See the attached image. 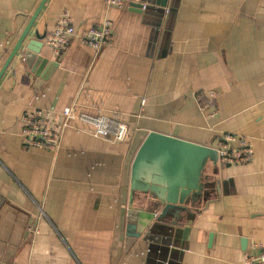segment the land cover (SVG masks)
Returning a JSON list of instances; mask_svg holds the SVG:
<instances>
[{
	"label": "crops",
	"instance_id": "crops-1",
	"mask_svg": "<svg viewBox=\"0 0 264 264\" xmlns=\"http://www.w3.org/2000/svg\"><path fill=\"white\" fill-rule=\"evenodd\" d=\"M41 2L0 0V71ZM131 2L150 9H111L113 40L98 56L78 40L59 59L44 46L58 67L39 89L24 54L0 79V264H243L259 254L264 0H168L162 16L157 0ZM61 11L82 33L103 22L106 5L48 0L30 39L48 35ZM72 103L79 115L126 124V139L95 138L74 120L56 154L24 149L28 109L51 112L59 128ZM154 135L186 175L160 195L138 177ZM226 135L248 143L253 158L220 161ZM131 209L156 214L137 239L127 237Z\"/></svg>",
	"mask_w": 264,
	"mask_h": 264
},
{
	"label": "built area",
	"instance_id": "built-area-1",
	"mask_svg": "<svg viewBox=\"0 0 264 264\" xmlns=\"http://www.w3.org/2000/svg\"><path fill=\"white\" fill-rule=\"evenodd\" d=\"M104 2L106 14L103 22L98 27L90 28L82 33L75 31L73 19L67 11L59 12L53 21V30L43 40L44 46L53 51L56 59L66 52L73 40H78L82 45L90 47L95 56L111 45L114 23L109 18V11L111 9L121 11L133 9V3L131 0H104ZM141 5L142 11L147 10L146 4ZM212 98H214L213 94ZM212 103L211 101L210 104ZM61 114L64 117V122L59 128H56L50 118L51 112L35 108L28 109L21 119L24 126L22 132L24 149H46L56 154L61 148L65 130L74 120H79L87 126L80 130L81 132L113 144L123 142L129 133L128 126L115 119L93 117L86 114L79 115L74 103L66 107ZM236 141H238L240 151L233 152L230 145ZM253 153V149L248 143L231 135H226L222 139L218 151L220 161L230 164L246 162L253 158ZM252 247L258 250L259 254L248 257L243 264H264V243H253Z\"/></svg>",
	"mask_w": 264,
	"mask_h": 264
},
{
	"label": "water",
	"instance_id": "water-1",
	"mask_svg": "<svg viewBox=\"0 0 264 264\" xmlns=\"http://www.w3.org/2000/svg\"><path fill=\"white\" fill-rule=\"evenodd\" d=\"M47 2L48 0H42L30 23L15 45L5 65L1 69L0 79L19 53L21 55L24 54L26 64L30 67L32 74L37 78L35 82L36 89H39L43 82H46L51 73L58 67V63L50 61L45 56H41L42 49L44 48L43 40L46 35H40L36 32L34 39H30L31 37H29L33 24L38 19ZM132 6L133 9H139L141 11L142 5H136L133 3ZM153 6V10H156L162 16L168 6V0H157V3L153 4ZM149 9L150 7L143 12H146ZM171 12L172 10L170 9L168 16ZM154 136L155 137H152L149 140L151 143L148 142L149 147L147 146L145 149V151H149L143 157L144 161L143 165L139 167L140 171L138 177L140 179L139 184L142 183L147 191H150L155 195H160L162 192L171 190L176 184L183 183L184 181L182 178L186 177V175H179V170H181L184 166L179 167L180 164L177 161L175 163V167L177 169L173 171V169L169 166V159L161 152L162 150H159L158 148L159 146L165 147L166 142L162 141L163 139L161 138H157L156 135ZM186 156L187 154L184 157ZM155 218V212H144L131 209L128 213L127 237L132 239L139 238L144 232L150 230L152 222Z\"/></svg>",
	"mask_w": 264,
	"mask_h": 264
}]
</instances>
